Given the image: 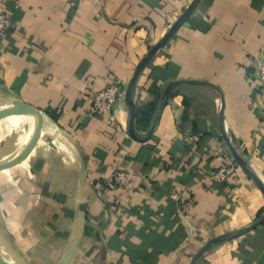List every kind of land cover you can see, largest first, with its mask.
<instances>
[{"label": "crops", "instance_id": "0c3cea01", "mask_svg": "<svg viewBox=\"0 0 264 264\" xmlns=\"http://www.w3.org/2000/svg\"><path fill=\"white\" fill-rule=\"evenodd\" d=\"M194 2L0 0L11 22L0 34V101L20 98L37 120L30 145L0 162V252L21 264H190L211 237L261 220L264 193L233 160L220 117L264 184V87L254 77L264 0ZM193 4L136 77L132 128L124 97L110 115L89 112L90 93L111 79L125 96ZM23 119L18 108L0 112V155ZM227 163L235 174L214 179ZM119 170L138 178L107 183ZM194 264H264V221Z\"/></svg>", "mask_w": 264, "mask_h": 264}, {"label": "water", "instance_id": "95a60500", "mask_svg": "<svg viewBox=\"0 0 264 264\" xmlns=\"http://www.w3.org/2000/svg\"><path fill=\"white\" fill-rule=\"evenodd\" d=\"M198 0H195L194 4L197 3ZM194 4L192 6H190L189 8H187L182 16L173 24V26L170 28V30L159 40V42H157V44H155L154 46H152L146 56L140 61V63L137 65L135 72L132 76V79L130 81V84L127 87V90L125 92V102L129 108V112H130V127L132 128L133 125V119L135 117V107L134 104L131 100V92H132V86L136 80V77L138 75V73L140 72V70L146 65V63L149 61V59L151 58V56L155 53V51L165 42H167L169 40V38L173 35V33L176 31V29L186 20V18L190 15V13L193 10ZM191 83H195V84H199V85H204V86H208V87H212L215 88V86L213 84L207 83V82H203V81H189ZM176 82H171L170 84H168L167 88L164 90L162 96H161V100H160V104L158 106L157 112L153 118V120L151 121V125H150V133L154 130L155 126H156V122L157 119L161 113V110L163 108V106L165 105L169 95H170V91L173 85H175ZM10 108H18L20 110V112H24L27 115H29L32 118V130H31V134L29 135V138L27 139V141L25 142V144L22 146V148L18 151H11L7 154L4 155H0V162H4L8 159L13 158L14 156L22 153L32 142L34 136H35V132H36V125H37V120H36V114L34 109L26 102H24L23 100H21L20 98H16V97H8L5 98L3 100L0 101V112L5 111L7 109ZM221 130H222V134L226 140V142L229 145V148L231 150V154L233 156V160L235 162H237L241 168L250 176L253 178V180L256 182V184L259 186V188L261 189V191L264 193V184L251 172V170L249 169V167L247 166L246 162L242 159V157L240 156V154H238V152L236 151V149L232 146V144L229 142V138L227 137V135H225V131L223 128V115H222V109H221ZM132 130V129H131ZM264 221V215L262 216L261 220L254 222L253 224H250L249 226H246L244 228L241 229H237V230H233L231 232H228L226 234L220 235V236H215V237H211L206 244H204L202 246V248L199 250V252L192 258L191 263L190 264H194V262L197 260V258L206 250L208 249L210 246H212L213 244H216L217 242H220L222 240L225 239H230L233 238L234 236L249 230L253 227H255L256 225H258L259 223ZM0 262L3 264H21L18 261L12 259L11 257L7 256L6 254L0 252Z\"/></svg>", "mask_w": 264, "mask_h": 264}, {"label": "built area", "instance_id": "2783aa9c", "mask_svg": "<svg viewBox=\"0 0 264 264\" xmlns=\"http://www.w3.org/2000/svg\"><path fill=\"white\" fill-rule=\"evenodd\" d=\"M11 25L9 16L0 12V34L5 32ZM254 77L258 80L259 85L264 87V56H258L255 59L254 64ZM124 97V91L121 84L115 80L111 79L102 88L94 90L89 95V112H98L102 114L110 115L112 114L114 108L117 106L119 101ZM236 165L228 164L220 166L215 173H213V178L224 182L232 177L236 172ZM138 176L129 171L119 170L113 172V174L108 178L107 183L114 184L118 187H126L132 182L136 181ZM172 198L175 200L179 199L178 194H173Z\"/></svg>", "mask_w": 264, "mask_h": 264}, {"label": "bare ground", "instance_id": "6f19581e", "mask_svg": "<svg viewBox=\"0 0 264 264\" xmlns=\"http://www.w3.org/2000/svg\"><path fill=\"white\" fill-rule=\"evenodd\" d=\"M24 115V122L20 125V127L17 130V135H13L12 138L10 139L11 142L7 147L11 150H18L21 148L27 139L29 138V135L31 134L32 130V118L27 115L26 113L22 112ZM25 137V138H24Z\"/></svg>", "mask_w": 264, "mask_h": 264}, {"label": "trees", "instance_id": "16d2710c", "mask_svg": "<svg viewBox=\"0 0 264 264\" xmlns=\"http://www.w3.org/2000/svg\"><path fill=\"white\" fill-rule=\"evenodd\" d=\"M153 110V107H150L148 106L146 109H141L138 111L139 113V120L142 119L143 117L147 116L148 114H150V112ZM229 163L227 164H224V165H228Z\"/></svg>", "mask_w": 264, "mask_h": 264}, {"label": "rangeland", "instance_id": "374dc122", "mask_svg": "<svg viewBox=\"0 0 264 264\" xmlns=\"http://www.w3.org/2000/svg\"><path fill=\"white\" fill-rule=\"evenodd\" d=\"M10 135H11V134H10ZM10 135H9V136H10Z\"/></svg>", "mask_w": 264, "mask_h": 264}]
</instances>
